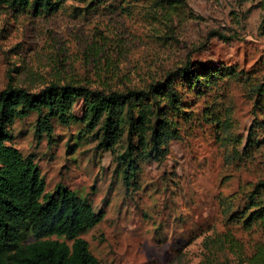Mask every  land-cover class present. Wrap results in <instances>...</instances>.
I'll return each instance as SVG.
<instances>
[{"label":"rangeland","instance_id":"374dc122","mask_svg":"<svg viewBox=\"0 0 264 264\" xmlns=\"http://www.w3.org/2000/svg\"><path fill=\"white\" fill-rule=\"evenodd\" d=\"M263 24L264 0H67L49 14L0 0V90L143 88L188 59L235 70L178 84L180 137L163 162L140 161L130 191L117 159L126 136L99 148L81 99L68 123L50 119L51 137L37 132L38 112L15 119L11 143L46 192L65 185L104 212L82 235L100 264H264V219L241 217L264 207V193L252 196L264 180Z\"/></svg>","mask_w":264,"mask_h":264},{"label":"trees","instance_id":"16d2710c","mask_svg":"<svg viewBox=\"0 0 264 264\" xmlns=\"http://www.w3.org/2000/svg\"><path fill=\"white\" fill-rule=\"evenodd\" d=\"M2 1L22 11L49 14L67 0ZM222 70L235 75L232 67L217 69L188 59L163 80L143 88L108 92L51 83L37 92L11 85L0 90V264H100L82 235L103 220L104 212L96 211L89 197L79 196L65 185L58 184L46 192L38 165L11 143L17 117L38 112L37 132L45 131L51 137L50 119L57 116L68 123L74 103L81 99L87 127L97 133L99 148L111 149L126 136V147L117 159L128 170L124 185L130 191L140 161L151 158L163 162L170 142L180 137L177 118L187 111L178 84L197 88L203 80L217 78ZM257 91L263 92L264 84ZM249 146L243 148L244 153ZM263 193L264 180L256 185L252 196L262 197ZM253 206L256 209L248 218L241 214L242 220L264 219V207Z\"/></svg>","mask_w":264,"mask_h":264}]
</instances>
